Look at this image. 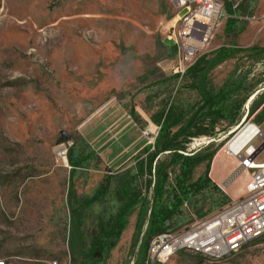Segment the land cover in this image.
<instances>
[{
  "label": "rangeland",
  "instance_id": "rangeland-1",
  "mask_svg": "<svg viewBox=\"0 0 264 264\" xmlns=\"http://www.w3.org/2000/svg\"><path fill=\"white\" fill-rule=\"evenodd\" d=\"M221 1L227 14L231 8L238 15L239 32L228 37L229 16L223 19L202 55L208 61L202 79L215 90H237L232 99L245 101L236 122H221L214 137L190 139L185 154L202 152L209 143L219 145L217 154L246 120L264 133V0ZM174 12L167 0H0V260L5 264L84 263L87 250L70 239L75 226L67 206L70 151L73 158L90 157L72 178L75 194L89 197L103 177L133 166L153 137L147 139L144 129L158 127L153 115L170 104L177 110L198 101L192 77L172 73L176 52L166 35ZM221 47L239 52L214 64L212 55ZM60 143L67 148L66 163L56 155ZM221 157L222 170L213 175L211 161L208 175L222 194L208 188L191 197L168 231L183 230L201 217L197 210L210 215L242 194L245 172L236 171L234 156ZM203 168L193 170V180ZM223 182L231 188L224 190ZM113 184L106 199L85 212L83 232L90 231L96 215L115 211ZM137 185L144 191L141 181ZM136 212L98 264H147V251L144 258L139 254L147 217L136 226ZM165 264H264V234L220 259L179 251Z\"/></svg>",
  "mask_w": 264,
  "mask_h": 264
},
{
  "label": "trees",
  "instance_id": "trees-1",
  "mask_svg": "<svg viewBox=\"0 0 264 264\" xmlns=\"http://www.w3.org/2000/svg\"><path fill=\"white\" fill-rule=\"evenodd\" d=\"M228 11L225 32L228 37H236L240 23L238 15L231 8H228ZM236 52L239 51L221 47L212 55V63L232 58ZM207 62L205 55L199 57L186 72V75L192 77L191 87L199 97L197 102L177 110L170 104L151 117L159 129L153 144L144 146L135 157L134 174L130 169L111 173L103 177L91 196L78 197L72 182L73 170L81 167L90 157L85 155L73 158L70 151L67 206L75 223L71 229L70 239L78 242L77 247L83 246L87 250L82 264H98L104 258L116 244L128 217L134 210H137L136 226H142L147 217L146 230L139 245V254L144 258L150 240L169 229L172 219L179 214L184 202L187 203L191 197L201 194L208 188L219 192L208 175L212 158L219 145L211 148L212 143H209L202 152L193 154L184 153L185 145L193 138L214 137L215 129L221 122H227L228 126L236 122L245 99H232L237 90L229 87L223 86L215 90L204 85L202 77L206 72ZM197 78L200 80L197 81ZM252 109L250 112L254 111ZM261 112H264V105ZM163 154L167 158L161 160L160 156ZM200 165H203V171L193 180V170ZM139 181L143 183L144 191L138 187ZM112 184L115 211L96 215L90 231L83 232L81 227L88 218L85 212L106 199L111 192ZM196 214L201 216L200 218L206 216L198 210ZM78 252L81 254L82 249L79 248Z\"/></svg>",
  "mask_w": 264,
  "mask_h": 264
},
{
  "label": "built area",
  "instance_id": "built-area-1",
  "mask_svg": "<svg viewBox=\"0 0 264 264\" xmlns=\"http://www.w3.org/2000/svg\"><path fill=\"white\" fill-rule=\"evenodd\" d=\"M167 1L175 11L166 35L167 41L173 42L176 52L172 73L182 78L195 61L209 50L223 19L229 15L221 0ZM248 128L253 129L252 137L234 156L236 170L244 171L247 175L242 194L231 197L220 210L196 219L183 230H167L154 236L149 242L147 264H165L179 251L220 259L264 234V133L259 125L246 120L230 140L242 129ZM157 129L159 126L149 124L143 131L147 139L153 135L149 140L150 145L154 142ZM66 151L64 143L56 147V155L64 163ZM183 205L186 206V203ZM0 264L5 262L0 260Z\"/></svg>",
  "mask_w": 264,
  "mask_h": 264
},
{
  "label": "bare ground",
  "instance_id": "bare-ground-1",
  "mask_svg": "<svg viewBox=\"0 0 264 264\" xmlns=\"http://www.w3.org/2000/svg\"><path fill=\"white\" fill-rule=\"evenodd\" d=\"M252 97H250L251 99ZM253 134V129H242L238 134H236L223 148L218 151L213 157L211 164V173L215 176L222 170L223 161L222 155L228 154L237 156L240 150L248 144ZM222 154V155H221ZM238 171V169L236 170ZM225 186V182L222 183Z\"/></svg>",
  "mask_w": 264,
  "mask_h": 264
},
{
  "label": "crops",
  "instance_id": "crops-1",
  "mask_svg": "<svg viewBox=\"0 0 264 264\" xmlns=\"http://www.w3.org/2000/svg\"><path fill=\"white\" fill-rule=\"evenodd\" d=\"M132 162H133V166H132V167L129 166V167H126V168H124V169H122V170H118L117 172L123 171V170H125V169H130L131 173L134 174V173H135L134 165H135L136 160H133ZM210 171H211V169H210ZM210 179H211V178H210ZM242 180H243V185H244V184H245V181L247 180V175H246L245 177H243ZM211 181H212V180H211ZM212 182H213V181H212ZM230 183H231V182H228V183L226 184V182H225L224 190H225V189H230V188H231V187H230ZM214 184H215V183H214ZM242 187H243V186H242ZM229 194H230V193H229Z\"/></svg>",
  "mask_w": 264,
  "mask_h": 264
}]
</instances>
